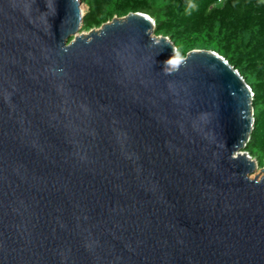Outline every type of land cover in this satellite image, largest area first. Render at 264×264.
Instances as JSON below:
<instances>
[{
	"label": "water",
	"instance_id": "95a60500",
	"mask_svg": "<svg viewBox=\"0 0 264 264\" xmlns=\"http://www.w3.org/2000/svg\"><path fill=\"white\" fill-rule=\"evenodd\" d=\"M84 6L0 0V264H264L251 87Z\"/></svg>",
	"mask_w": 264,
	"mask_h": 264
},
{
	"label": "trees",
	"instance_id": "16d2710c",
	"mask_svg": "<svg viewBox=\"0 0 264 264\" xmlns=\"http://www.w3.org/2000/svg\"><path fill=\"white\" fill-rule=\"evenodd\" d=\"M84 29L145 13L168 37L177 57L214 51L239 71L253 92L254 129L246 151L264 167V0H83Z\"/></svg>",
	"mask_w": 264,
	"mask_h": 264
},
{
	"label": "rangeland",
	"instance_id": "374dc122",
	"mask_svg": "<svg viewBox=\"0 0 264 264\" xmlns=\"http://www.w3.org/2000/svg\"><path fill=\"white\" fill-rule=\"evenodd\" d=\"M84 8H85V11L87 12L88 11V7L87 6H84ZM90 33V31H88V30H85V29H83V32L81 33V34H84V35H88ZM178 58V57H177ZM179 59H181V58H179ZM256 160V159H255ZM257 161V160H256ZM259 164V163H258ZM260 168H264V167H260ZM258 174V173H257ZM256 174V175H257ZM256 175H254V176H256ZM253 177V176H252Z\"/></svg>",
	"mask_w": 264,
	"mask_h": 264
},
{
	"label": "bare ground",
	"instance_id": "6f19581e",
	"mask_svg": "<svg viewBox=\"0 0 264 264\" xmlns=\"http://www.w3.org/2000/svg\"><path fill=\"white\" fill-rule=\"evenodd\" d=\"M84 8V7H83ZM85 9V8H84ZM256 175V174H255ZM256 176L253 175V177L251 176V178H255Z\"/></svg>",
	"mask_w": 264,
	"mask_h": 264
},
{
	"label": "built area",
	"instance_id": "2783aa9c",
	"mask_svg": "<svg viewBox=\"0 0 264 264\" xmlns=\"http://www.w3.org/2000/svg\"><path fill=\"white\" fill-rule=\"evenodd\" d=\"M220 2H221V0H220Z\"/></svg>",
	"mask_w": 264,
	"mask_h": 264
}]
</instances>
